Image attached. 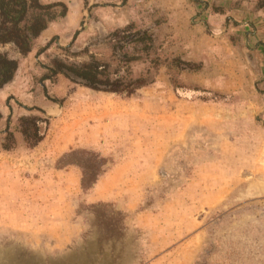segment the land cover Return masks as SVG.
Wrapping results in <instances>:
<instances>
[{
  "label": "rangeland",
  "instance_id": "374dc122",
  "mask_svg": "<svg viewBox=\"0 0 264 264\" xmlns=\"http://www.w3.org/2000/svg\"><path fill=\"white\" fill-rule=\"evenodd\" d=\"M163 23L152 13L100 30L80 49L36 46V62L0 46L18 61L6 85L18 96L8 100L12 110L0 112V149L25 154L1 165L8 183L0 184V264H264V111L241 108L264 103L251 80L223 93L213 65L184 59L158 35ZM128 25L154 41L148 56L133 51L140 45L124 49L140 57L129 75L124 68L119 75L135 80L149 72L153 80L129 97L112 94L132 105L87 106L85 87L71 73L50 72L54 60L69 66L91 57L115 67L109 36ZM250 31L231 37L230 46L241 47ZM156 55L201 69L154 70ZM243 57L254 63L251 54ZM21 117L47 120L32 148L16 131ZM120 165L123 173L111 178Z\"/></svg>",
  "mask_w": 264,
  "mask_h": 264
},
{
  "label": "crops",
  "instance_id": "0c3cea01",
  "mask_svg": "<svg viewBox=\"0 0 264 264\" xmlns=\"http://www.w3.org/2000/svg\"><path fill=\"white\" fill-rule=\"evenodd\" d=\"M43 1L53 3L58 0ZM257 1L63 0L67 8L66 15L50 24L37 38L36 45L48 52L52 45L58 48L72 45L73 48L80 49L100 30L111 31L129 22L140 23L142 19L145 21L153 13L156 17L165 20L166 23L158 28V35L165 38L175 54L183 56L188 61H203L205 64L208 62L209 65H213L212 70L217 72L218 79L225 81L220 86L223 93H232L241 88L243 82L251 80L254 92H257L258 99L261 98L260 101L264 103V6L259 8ZM248 30L251 31L243 39L241 47L232 48L229 39L244 35ZM243 53L251 54L254 63H250L249 59L246 61ZM38 59L35 52H32L24 63L36 62ZM19 73L18 71L17 75ZM234 78L240 81L232 85L231 89L224 87ZM258 81H261L257 86L261 90L257 91L255 85ZM81 93L88 97L85 100L87 106L107 103L112 109L113 106L128 107L133 104V101H128L119 105V101L114 98L116 96L87 88H82ZM11 95L18 96L11 87L5 86L0 89L1 113L13 109L8 101L12 100ZM44 107L53 109L48 103H44ZM241 108L246 112L254 111L255 114L264 111V105L246 104ZM90 117L93 115L87 114V118ZM24 157V152L8 153L0 149V184L8 183L4 177L6 173L1 166L2 161L15 158L17 163L21 159L24 160ZM122 168L124 166H118L109 173V176L113 178L115 175H121ZM13 173L17 178L16 186H18L20 180L18 176L21 172L15 170Z\"/></svg>",
  "mask_w": 264,
  "mask_h": 264
},
{
  "label": "trees",
  "instance_id": "16d2710c",
  "mask_svg": "<svg viewBox=\"0 0 264 264\" xmlns=\"http://www.w3.org/2000/svg\"><path fill=\"white\" fill-rule=\"evenodd\" d=\"M67 8L63 0L53 3H41L39 0H0V46L10 45L22 57H26L35 49L36 40L50 24L66 15ZM112 60L116 66L111 67L108 62H101L91 57L88 62L81 65L66 66L59 60H54L53 75L68 71L74 76L84 81L83 87L90 90L114 95L131 96L137 90L151 84L146 73L135 80L127 79L119 75L124 68V74L129 75L128 66L132 61L139 59V55L128 54L125 47L133 44L141 48H132L134 52L142 53L145 56L154 49V41L146 33L140 35L134 30L133 25H128L120 30H115L110 36ZM159 48V47H158ZM151 69L156 70L159 65H164L168 74L172 70H177L180 74L184 71L194 73L201 69L199 64L182 61L179 57H159L156 55L150 60ZM18 69V61L9 57L6 53L0 52V89L12 82ZM45 79V78H44ZM174 83V82H172ZM177 87H174L176 90ZM193 91L199 88L192 87ZM47 120L38 117H21L18 119L16 131L22 137L23 142L30 148L36 146L42 139V125H46ZM6 138L4 142H7ZM4 151H9V147L4 144Z\"/></svg>",
  "mask_w": 264,
  "mask_h": 264
},
{
  "label": "water",
  "instance_id": "95a60500",
  "mask_svg": "<svg viewBox=\"0 0 264 264\" xmlns=\"http://www.w3.org/2000/svg\"><path fill=\"white\" fill-rule=\"evenodd\" d=\"M67 76H68L71 80H73V81H75V82H78V83L84 84V81H83L82 79L78 78V77H75V76H73V75H71V74H67Z\"/></svg>",
  "mask_w": 264,
  "mask_h": 264
}]
</instances>
